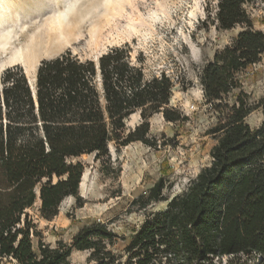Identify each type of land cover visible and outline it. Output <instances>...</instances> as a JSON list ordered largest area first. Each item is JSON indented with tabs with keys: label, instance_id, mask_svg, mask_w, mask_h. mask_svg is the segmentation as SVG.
Listing matches in <instances>:
<instances>
[{
	"label": "trees",
	"instance_id": "trees-1",
	"mask_svg": "<svg viewBox=\"0 0 264 264\" xmlns=\"http://www.w3.org/2000/svg\"><path fill=\"white\" fill-rule=\"evenodd\" d=\"M257 0H219L213 17L219 31L240 33L202 68L203 97L217 115L209 131L210 165L183 195L166 198L159 179L134 204L149 212L124 250L123 264H217L222 257L256 258L264 264V120L251 129L246 118L259 108L243 92V78L264 54V33L253 29L246 7ZM32 93L20 66L0 76V264H70L72 251L89 252L93 264H121L111 248L117 236L100 222L83 226L69 246L33 244L38 213L51 221L61 202L77 196L85 155L108 156V145H151L149 119L186 118L169 108L173 83L146 76L116 46L95 61L66 50L36 67ZM138 113L141 122L126 132ZM232 264V261L230 262ZM237 264V262H236Z\"/></svg>",
	"mask_w": 264,
	"mask_h": 264
},
{
	"label": "rangeland",
	"instance_id": "rangeland-1",
	"mask_svg": "<svg viewBox=\"0 0 264 264\" xmlns=\"http://www.w3.org/2000/svg\"><path fill=\"white\" fill-rule=\"evenodd\" d=\"M218 1L17 0V5L3 14L5 21L17 23L5 25L7 28L1 32L18 33L21 24L28 27L14 37L0 60L18 47L25 48L30 36L35 38L33 53L40 55L38 64L66 50L81 61H94L100 52L105 54L111 48L126 45L131 64L143 67L146 76L164 74L170 79L174 87L169 108L186 118L173 124L164 121L162 114H154L148 121L147 139L151 145L133 142L116 148L110 143L108 156L101 160H95L94 155L74 160L84 166L85 175L84 186L78 189L77 196L64 199L51 221L38 213L40 201L26 211L35 226L34 246L43 243L56 248L58 242L69 246L80 228L100 222L116 234L111 250L122 256L123 264L124 250L145 215L166 207L165 202L152 203L142 210L134 204L135 200L146 197L159 179L166 184L162 193L166 198L183 195L198 172L210 165L209 152L214 139L208 133L216 124L217 115L203 97L199 76L213 55L229 45L242 30L241 27L227 31L216 29L213 15ZM59 9L64 12L66 22L86 16L79 32L81 37L72 39L66 48H60L52 35L53 39L46 35V20ZM246 11L253 29L264 33V0H257ZM151 15L157 19L155 22ZM242 80L243 92L250 102L259 106L246 118V123L251 129H258L264 120V54ZM134 115L125 122L126 132L141 122L138 113ZM88 254L73 250L68 262L93 264L87 261ZM236 259L222 257L217 264L231 261L232 264H258V259L253 257Z\"/></svg>",
	"mask_w": 264,
	"mask_h": 264
},
{
	"label": "bare ground",
	"instance_id": "bare-ground-1",
	"mask_svg": "<svg viewBox=\"0 0 264 264\" xmlns=\"http://www.w3.org/2000/svg\"><path fill=\"white\" fill-rule=\"evenodd\" d=\"M17 3V0H0V30L3 28H7L5 27V25L7 24L10 25L13 22H15V24L17 23L16 21L8 22L2 19L3 14L8 11H11L12 8L17 5ZM65 15H67V13ZM152 16L153 15H151L150 18H152L153 22H155L157 19ZM190 16L192 17L193 14L190 13ZM64 17V12L59 9L58 12H56L55 14L50 16L49 19L46 20V35L49 38H51L50 35H52L55 41H57V45L60 48H66V46L68 47L72 39H78L81 37L79 35V32L82 28V24L84 23V19L86 16H81L80 19H71L68 22H66ZM27 27L28 26H26L25 24H21L20 32H23L24 29ZM20 32L15 33L14 31L9 30H3L2 32L0 31V56H2V53H4L8 49V46L13 41L14 37H17ZM29 38L30 42L28 45H26L25 48L18 47L13 52L8 54L9 56L5 57V59L0 60V73L3 72V70L6 68L20 66L22 70H24V74L27 80L29 81L30 85L33 87L36 72L35 69L38 65L40 55L36 54L35 52L33 53L32 51V46L35 38L33 36H30ZM101 54H103V52H100L94 58V61L97 60ZM133 116L135 115L133 114L132 117ZM84 179L85 175L83 174L80 180L81 183L79 188H82L84 186Z\"/></svg>",
	"mask_w": 264,
	"mask_h": 264
},
{
	"label": "water",
	"instance_id": "water-1",
	"mask_svg": "<svg viewBox=\"0 0 264 264\" xmlns=\"http://www.w3.org/2000/svg\"><path fill=\"white\" fill-rule=\"evenodd\" d=\"M101 56V55H100ZM27 79V78H26ZM27 84H28V86L30 87V89H31V91H32V93H34V91H33V87L30 85V83H29V81L27 80Z\"/></svg>",
	"mask_w": 264,
	"mask_h": 264
}]
</instances>
